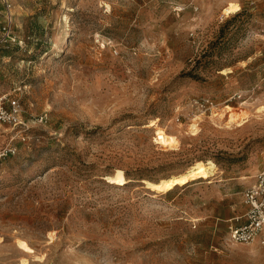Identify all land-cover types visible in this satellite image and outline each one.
<instances>
[{
    "label": "rangeland",
    "instance_id": "374dc122",
    "mask_svg": "<svg viewBox=\"0 0 264 264\" xmlns=\"http://www.w3.org/2000/svg\"><path fill=\"white\" fill-rule=\"evenodd\" d=\"M8 1L25 125L0 123V264H264L229 228L264 169V0Z\"/></svg>",
    "mask_w": 264,
    "mask_h": 264
},
{
    "label": "built area",
    "instance_id": "2783aa9c",
    "mask_svg": "<svg viewBox=\"0 0 264 264\" xmlns=\"http://www.w3.org/2000/svg\"><path fill=\"white\" fill-rule=\"evenodd\" d=\"M6 15L0 24V53L13 46H21L22 38L16 32L12 13V4L4 0ZM242 98L241 94L235 95L229 101H237ZM193 105L203 111L211 112L217 108L212 99L194 100ZM22 107L19 98L10 92L0 90V123L19 127L25 125L22 120ZM48 115H41L38 119L40 123H45ZM8 151H0V158L7 155ZM244 204L247 208L244 217L238 219L245 220L230 227V237L233 242L247 244L259 240L264 244V169L256 176L254 184L244 192ZM245 218V219H244Z\"/></svg>",
    "mask_w": 264,
    "mask_h": 264
},
{
    "label": "bare ground",
    "instance_id": "6f19581e",
    "mask_svg": "<svg viewBox=\"0 0 264 264\" xmlns=\"http://www.w3.org/2000/svg\"><path fill=\"white\" fill-rule=\"evenodd\" d=\"M240 9V5L236 4V3H229V6L225 9V12L232 11H238ZM230 120H235L236 117L231 114L229 117ZM196 128V125H193V129ZM162 138V137H161ZM166 138V137H165ZM162 141L166 142L167 144L172 142L173 140L171 138H166V139H162ZM192 170V169H191ZM209 171L207 170V168H205L201 163H199L195 169H193L191 172L187 173V174H183L181 176L172 178V179H168L162 183H151V182H147L148 187L151 190H157L159 192H169L172 189H174L177 185H185L187 183H189L190 181L196 180L198 178H208L209 177ZM109 181L113 182L114 184L117 185H124L127 183L125 177L121 174H117L113 177L108 178ZM22 247H24L26 250L31 251V249L26 245V244H21Z\"/></svg>",
    "mask_w": 264,
    "mask_h": 264
},
{
    "label": "crops",
    "instance_id": "0c3cea01",
    "mask_svg": "<svg viewBox=\"0 0 264 264\" xmlns=\"http://www.w3.org/2000/svg\"><path fill=\"white\" fill-rule=\"evenodd\" d=\"M0 1H1V0H0ZM2 1H4V0H2ZM246 209H247V208H246ZM240 218H242V217H232V218H231V222L236 221L237 224H239L240 222H238L237 220L240 219ZM237 224H236V225H237ZM233 225H234V224H231L230 227L233 226ZM230 227H229V228H230Z\"/></svg>",
    "mask_w": 264,
    "mask_h": 264
},
{
    "label": "trees",
    "instance_id": "16d2710c",
    "mask_svg": "<svg viewBox=\"0 0 264 264\" xmlns=\"http://www.w3.org/2000/svg\"><path fill=\"white\" fill-rule=\"evenodd\" d=\"M172 190H173V189H172ZM172 190H171V191H172Z\"/></svg>",
    "mask_w": 264,
    "mask_h": 264
}]
</instances>
